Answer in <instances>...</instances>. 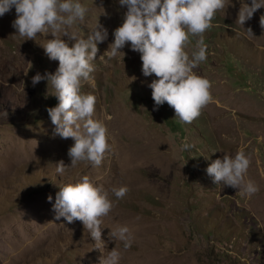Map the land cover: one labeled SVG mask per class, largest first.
<instances>
[{"label": "rangeland", "instance_id": "rangeland-1", "mask_svg": "<svg viewBox=\"0 0 264 264\" xmlns=\"http://www.w3.org/2000/svg\"><path fill=\"white\" fill-rule=\"evenodd\" d=\"M80 3L88 12L72 31L86 38L98 23L108 30L82 91L97 96L94 118L108 127L114 151L100 167L80 162L57 173L61 160L71 166L74 140L55 134L47 108L59 101L51 83L32 85L37 73L58 69L42 46L54 37L18 36L15 8L0 17V264H100L115 247L120 264H264V7L244 26L238 13L251 0H228L217 13L204 34L208 59L194 69L212 82L214 102L187 125L167 103L154 110L149 85L157 77L143 75L141 54L130 43L121 49L124 61L122 54L109 59L127 7L119 0ZM185 138L194 149L181 151ZM240 150L252 158L247 179L259 186L251 199L206 172L215 159ZM85 175L116 205L105 218L102 250L81 221L56 220L53 211L60 187ZM120 186L130 189L123 199L111 193ZM119 226L134 233L127 250L108 237Z\"/></svg>", "mask_w": 264, "mask_h": 264}, {"label": "clouds", "instance_id": "clouds-1", "mask_svg": "<svg viewBox=\"0 0 264 264\" xmlns=\"http://www.w3.org/2000/svg\"><path fill=\"white\" fill-rule=\"evenodd\" d=\"M119 3L126 6L127 11L122 25L114 30V43L106 51L109 59L122 54L124 61L125 53L121 49L130 43L131 49L141 54L143 75L157 77L149 85L154 110L167 103L181 123L192 124L214 102L212 82L194 69L208 59L204 34L212 29L217 13L228 8V0H119ZM262 7L264 0L243 4L236 22L244 26ZM13 8L17 18L12 27L18 36L34 41L38 34L51 33L54 37L42 46L50 60L59 62L58 69L54 74L37 73L32 77V85L43 80L51 83L59 101L57 106L47 108L50 120L56 126L55 134L74 140L68 150L71 166H65L61 160L57 164V173L63 175L80 162L100 167L106 155L114 151V144L110 142L112 137L104 121L94 118L97 96L84 93L82 88L93 79L91 74L95 71L93 61L99 52L98 44L107 40L108 30L98 23L86 38L72 31L77 22L85 20L88 12L80 0H0V17ZM259 23L264 28V15L260 16ZM247 31L254 35L251 28ZM65 36L69 42L74 41L71 47L62 39ZM193 37L198 39L195 50L189 55ZM194 148L195 144L185 138L181 151ZM251 164V156L240 150L235 155L225 153L222 158L215 159L206 172L215 184L223 183L238 189L239 195L251 199L259 192V186L247 179ZM129 191L127 186L111 188L117 199H123ZM48 201H52L51 195ZM115 207L109 192L85 175L78 183L60 187L53 211L56 220L64 218L69 224L81 221L96 241V247L102 250L105 218ZM108 237L122 241L125 250L131 248L135 240L128 226L111 229ZM121 259L122 253L115 247L100 258V264H120Z\"/></svg>", "mask_w": 264, "mask_h": 264}, {"label": "bare ground", "instance_id": "bare-ground-1", "mask_svg": "<svg viewBox=\"0 0 264 264\" xmlns=\"http://www.w3.org/2000/svg\"><path fill=\"white\" fill-rule=\"evenodd\" d=\"M136 160V159H135ZM126 170H128V169H126ZM120 171V170H119ZM124 173V172H123ZM126 174V173H125ZM125 174H122V175H125Z\"/></svg>", "mask_w": 264, "mask_h": 264}]
</instances>
